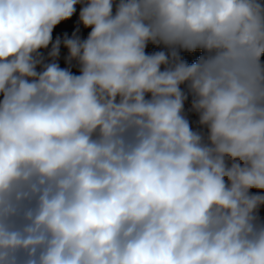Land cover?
Returning <instances> with one entry per match:
<instances>
[{"label": "clouds", "instance_id": "obj_1", "mask_svg": "<svg viewBox=\"0 0 264 264\" xmlns=\"http://www.w3.org/2000/svg\"><path fill=\"white\" fill-rule=\"evenodd\" d=\"M261 209L264 0H0V264H264Z\"/></svg>", "mask_w": 264, "mask_h": 264}, {"label": "rangeland", "instance_id": "obj_2", "mask_svg": "<svg viewBox=\"0 0 264 264\" xmlns=\"http://www.w3.org/2000/svg\"><path fill=\"white\" fill-rule=\"evenodd\" d=\"M76 28H79L80 29V34H84L82 36L86 37L87 31L84 30L82 28V26L79 24L78 13H77L76 16L73 17V19L71 21L62 22L61 25L57 26V28L54 30L53 36H54V38L56 37V35H61L62 36L65 31L74 30ZM198 55H200L199 52L194 53V54H186V58L189 59V61H192L195 58H197ZM189 108H190V102L188 104H186V111ZM187 114H188V117L190 119V122H192L193 126L196 127V121L198 119L196 114H194V113H192L190 111H188ZM260 215H261V218L264 219V209H261Z\"/></svg>", "mask_w": 264, "mask_h": 264}, {"label": "crops", "instance_id": "obj_3", "mask_svg": "<svg viewBox=\"0 0 264 264\" xmlns=\"http://www.w3.org/2000/svg\"><path fill=\"white\" fill-rule=\"evenodd\" d=\"M82 35H84V34H82ZM62 66H65V64H64V63H62Z\"/></svg>", "mask_w": 264, "mask_h": 264}, {"label": "built area", "instance_id": "obj_4", "mask_svg": "<svg viewBox=\"0 0 264 264\" xmlns=\"http://www.w3.org/2000/svg\"><path fill=\"white\" fill-rule=\"evenodd\" d=\"M74 71H75V69H74Z\"/></svg>", "mask_w": 264, "mask_h": 264}]
</instances>
